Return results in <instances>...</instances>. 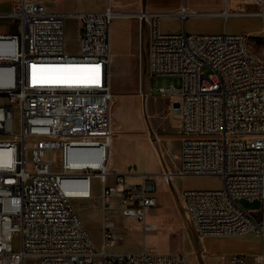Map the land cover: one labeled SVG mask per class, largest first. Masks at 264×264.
Returning <instances> with one entry per match:
<instances>
[{"label": "built area", "instance_id": "2783aa9c", "mask_svg": "<svg viewBox=\"0 0 264 264\" xmlns=\"http://www.w3.org/2000/svg\"><path fill=\"white\" fill-rule=\"evenodd\" d=\"M219 10L141 8L128 12L148 26V73L181 76L180 87L160 86V95L178 98L182 141L180 164L172 173L122 172L113 165L111 28L124 16L113 0L100 10L56 11L43 0H11L0 19L17 20L16 32L0 30V264H208V248L193 253L143 248L110 250L124 236L104 213L98 247L73 205L91 199L100 183L104 210L112 198L122 212L155 230L149 210L159 205L158 177L171 185L178 176L219 175L217 189L184 188L181 198L200 239L253 235L261 249L232 253L229 264H264V58L254 55L246 31L190 32L193 16H258L264 33V0ZM211 9V8H209ZM78 19L79 51L66 50L67 17ZM182 21L166 30L165 17ZM99 66L98 84H34L33 65ZM16 112L19 127H16ZM10 163V166H9ZM132 175L138 181L130 180ZM260 200L245 208L240 200ZM20 246L15 248V236Z\"/></svg>", "mask_w": 264, "mask_h": 264}, {"label": "rangeland", "instance_id": "374dc122", "mask_svg": "<svg viewBox=\"0 0 264 264\" xmlns=\"http://www.w3.org/2000/svg\"><path fill=\"white\" fill-rule=\"evenodd\" d=\"M105 1L53 0V7L71 11L88 8L96 10L102 9L105 6ZM183 1H187L191 7L199 11L218 10L224 3V0H142L138 5L133 3L128 6H116V8L122 12H137L147 6L173 9ZM232 4L235 8H259V5L241 4L238 3V0H233ZM7 5L8 1L0 2V9L7 8ZM123 18L135 23L134 29L142 44L139 45L133 60L127 66L122 64L118 68L114 64L113 67V90L116 95L113 104V121H118L117 126L113 124L116 150L115 166L120 167L119 162L122 161L125 168L129 167V170L135 173L152 174L166 170L176 171L180 164L178 155L182 141L180 103L176 97L160 95L158 88L169 86L171 83L180 87L183 79L177 75L152 77L148 73V26L140 23L137 18ZM261 25L262 20L258 16H231L229 18L193 16L188 19L186 27L190 32H249L252 50L264 58V39L260 36ZM18 26L15 19H0V29L10 30ZM78 26V19L73 16L67 17L65 37L68 52L79 51ZM162 26L166 30H180L182 21L179 17L169 16L163 19ZM15 118L18 128V112H16ZM125 123L129 125L126 129H124ZM137 178V175L131 176V180ZM156 181L158 195L163 201L174 200L172 188L174 189L175 186L182 190L184 188L217 189L223 185L222 177L219 175L178 176L172 182V187L160 177ZM93 187L94 195L91 199H74L73 205L98 247L102 243L101 223L104 213L116 222L115 231H121L126 235L123 240L118 241L115 246L110 248L113 251L142 250L145 247L162 251L178 250L193 253L192 258L198 261L194 253L198 247L203 245L208 248L211 255L207 258L208 264H229L225 256L235 253V248L242 244L253 248L259 246V242L256 240L258 237L253 235H247L245 240L213 236L200 239L194 233L192 221L184 208L181 196L179 202L181 213L179 214L177 211V217L171 225L156 230H145L136 218L123 214L122 200L118 197L112 198L108 209L104 210L99 198L100 183L98 179L93 180ZM175 193L179 195L178 192L175 191ZM240 204L245 208H257L261 201L242 198ZM155 210L159 209H150L151 212ZM14 242L15 248H19V235L15 236ZM137 247L139 249H135ZM26 264H39V261L36 258H29Z\"/></svg>", "mask_w": 264, "mask_h": 264}, {"label": "crops", "instance_id": "0c3cea01", "mask_svg": "<svg viewBox=\"0 0 264 264\" xmlns=\"http://www.w3.org/2000/svg\"><path fill=\"white\" fill-rule=\"evenodd\" d=\"M5 1H8L7 8L0 9V11L6 12V11L10 10L11 0H0V2H5ZM43 1L49 6V8H51L52 10H56V11L79 12V11H84V10H93V9H89V8L88 9H80L78 11L57 9V8L53 7V0H43ZM113 2L115 4V6H122V5L128 6V5L133 4V3L138 5V4H140V2H142V0H113ZM147 7H149V6H147ZM96 10H100V9H96ZM123 17H126V16L116 18L114 20V22L112 24V28H111V44H112V53H113V60H112L113 63H112V70H111L112 76H113L114 64H116L118 66V68L121 67L122 64L127 66L133 60V57L136 54L137 49L139 48V45L142 44L141 39L139 41V37L137 35V32L134 29L135 23L133 21H129L127 19H124ZM18 29H19V26L17 28H12L10 30H6V29H0V30L6 31V32H16V31H18ZM148 40H149V36H148ZM112 79H113V77H112ZM112 86H113V80H112ZM113 120H114V116H113ZM113 124H114V126L115 125L117 126L118 121H113ZM128 127H129V125H127L125 123L124 129H126ZM113 148H114L113 149V153H114L113 154V165L115 166V161H116L115 141H114V147ZM119 152H121V151L119 150ZM119 163H120V167L115 166L117 169H119L122 172H127V171L132 172L129 170V167L125 168V165L123 164L122 161H120ZM132 173H135V172H132ZM143 173H146V172H143ZM130 180H131V178H130ZM138 180H139V177L136 180H132V181H138ZM175 191L178 192L179 195L177 193H175ZM180 192H181V190L177 189V187L175 186L174 189L172 188V195H173L174 200L163 201L160 199V197L158 195V189H157L156 196L158 198L159 205L157 207H154V208H158L159 210H155L152 212L149 210V213H148L149 218L152 219L153 221L157 222L158 227L156 229L163 227V226L171 225V223L177 217V211L179 214L181 213V204L179 203L180 202V196H181ZM181 216H183V215L181 214ZM138 222H140V221H138ZM118 232H121V231H118ZM125 237H126V235L124 234V238ZM229 237L237 238L240 240H245V238H246V236H238V237L229 236ZM256 240L259 242L258 247L253 248V247L242 244L239 247L235 248L234 252L235 253H246V254H254V253L259 252L261 249V242L258 238ZM135 249H139V247H137ZM128 251H139V250H128ZM167 251H171V250H167Z\"/></svg>", "mask_w": 264, "mask_h": 264}, {"label": "snow or ice", "instance_id": "6c2138e0", "mask_svg": "<svg viewBox=\"0 0 264 264\" xmlns=\"http://www.w3.org/2000/svg\"><path fill=\"white\" fill-rule=\"evenodd\" d=\"M33 82L34 84H98L99 66L33 65Z\"/></svg>", "mask_w": 264, "mask_h": 264}, {"label": "bare ground", "instance_id": "6f19581e", "mask_svg": "<svg viewBox=\"0 0 264 264\" xmlns=\"http://www.w3.org/2000/svg\"><path fill=\"white\" fill-rule=\"evenodd\" d=\"M246 2H254V1H253V0H246ZM232 3H233V2H232ZM232 6H233V4H232ZM190 7H191V6H190ZM191 9H192V10H195V11H199V10L193 8V7H191ZM218 10H219V9H218ZM123 15L127 17L128 12L123 13ZM260 36L263 37V39H264V33H260ZM246 42H250V41H249V36H248V35H246ZM253 53H254L255 56H257V57H261V56L257 55L254 51H253ZM261 58H263V57H261ZM112 63H113V62H112ZM48 65H53V64H48ZM112 121H113V120H112ZM112 125H113V122H112ZM164 172H166V173H172V171H170V170H166V171H164ZM115 225H116V222H115ZM117 232H118V231H117ZM119 233L122 234V235L124 236V234H123L122 232H119Z\"/></svg>", "mask_w": 264, "mask_h": 264}]
</instances>
